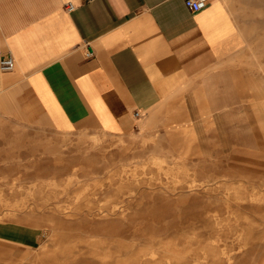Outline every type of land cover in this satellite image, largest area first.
<instances>
[{
	"label": "rangeland",
	"instance_id": "1",
	"mask_svg": "<svg viewBox=\"0 0 264 264\" xmlns=\"http://www.w3.org/2000/svg\"><path fill=\"white\" fill-rule=\"evenodd\" d=\"M237 4L251 38L241 66L264 79V0ZM213 132L157 119L14 143L0 264H264V142Z\"/></svg>",
	"mask_w": 264,
	"mask_h": 264
},
{
	"label": "crops",
	"instance_id": "2",
	"mask_svg": "<svg viewBox=\"0 0 264 264\" xmlns=\"http://www.w3.org/2000/svg\"><path fill=\"white\" fill-rule=\"evenodd\" d=\"M238 15L237 0H0V58H15L0 67V176L19 173L13 144L38 132L54 143L162 119L263 143L264 79L241 66L251 38Z\"/></svg>",
	"mask_w": 264,
	"mask_h": 264
},
{
	"label": "built area",
	"instance_id": "3",
	"mask_svg": "<svg viewBox=\"0 0 264 264\" xmlns=\"http://www.w3.org/2000/svg\"><path fill=\"white\" fill-rule=\"evenodd\" d=\"M186 2L192 8L200 9L201 7L205 5L207 0H186ZM67 4L70 9L75 7L74 3L71 1H69ZM92 53H93L92 50H89L88 55H91ZM14 65H15V58L12 55L0 58V67L2 69H11L14 67ZM139 113L140 112L137 110L136 114H139Z\"/></svg>",
	"mask_w": 264,
	"mask_h": 264
},
{
	"label": "bare ground",
	"instance_id": "4",
	"mask_svg": "<svg viewBox=\"0 0 264 264\" xmlns=\"http://www.w3.org/2000/svg\"><path fill=\"white\" fill-rule=\"evenodd\" d=\"M234 42H235V38H234V40H233Z\"/></svg>",
	"mask_w": 264,
	"mask_h": 264
}]
</instances>
